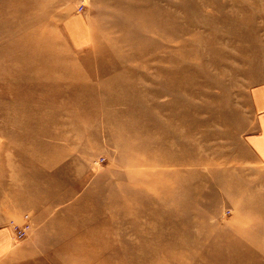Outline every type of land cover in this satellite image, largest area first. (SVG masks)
<instances>
[{
  "label": "rangeland",
  "instance_id": "rangeland-1",
  "mask_svg": "<svg viewBox=\"0 0 264 264\" xmlns=\"http://www.w3.org/2000/svg\"><path fill=\"white\" fill-rule=\"evenodd\" d=\"M256 88L264 0H0V134L92 191L67 264H264Z\"/></svg>",
  "mask_w": 264,
  "mask_h": 264
},
{
  "label": "crops",
  "instance_id": "crops-1",
  "mask_svg": "<svg viewBox=\"0 0 264 264\" xmlns=\"http://www.w3.org/2000/svg\"><path fill=\"white\" fill-rule=\"evenodd\" d=\"M252 102L255 124L244 131L242 139L264 168V88L252 91ZM76 162L54 174L38 168L0 134V264H67L68 248L85 245L78 242L85 235L78 238L77 234L85 228L69 225L77 221L70 218L69 206L84 208L85 196L92 194L84 191L88 177L83 174V164ZM24 214L30 216L32 230L26 238L15 240L10 223H22ZM85 221L94 223L96 219L89 216Z\"/></svg>",
  "mask_w": 264,
  "mask_h": 264
},
{
  "label": "built area",
  "instance_id": "built-area-1",
  "mask_svg": "<svg viewBox=\"0 0 264 264\" xmlns=\"http://www.w3.org/2000/svg\"><path fill=\"white\" fill-rule=\"evenodd\" d=\"M10 226L12 228L13 237L15 240H22L26 238L32 230V223L28 214L23 216L22 223L19 224L17 222L11 221Z\"/></svg>",
  "mask_w": 264,
  "mask_h": 264
}]
</instances>
